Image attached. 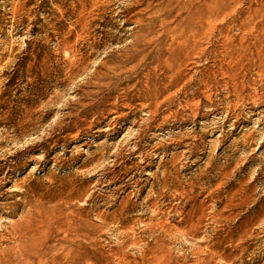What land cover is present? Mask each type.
Wrapping results in <instances>:
<instances>
[{"label":"rangeland","instance_id":"rangeland-1","mask_svg":"<svg viewBox=\"0 0 264 264\" xmlns=\"http://www.w3.org/2000/svg\"><path fill=\"white\" fill-rule=\"evenodd\" d=\"M0 264H264V0H0Z\"/></svg>","mask_w":264,"mask_h":264}]
</instances>
